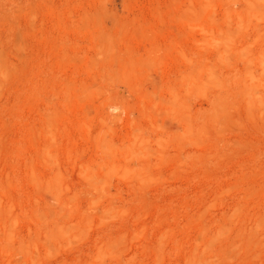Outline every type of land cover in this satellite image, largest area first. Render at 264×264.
Masks as SVG:
<instances>
[{
	"label": "rangeland",
	"instance_id": "obj_1",
	"mask_svg": "<svg viewBox=\"0 0 264 264\" xmlns=\"http://www.w3.org/2000/svg\"><path fill=\"white\" fill-rule=\"evenodd\" d=\"M0 264H264V0H0Z\"/></svg>",
	"mask_w": 264,
	"mask_h": 264
},
{
	"label": "bare ground",
	"instance_id": "obj_2",
	"mask_svg": "<svg viewBox=\"0 0 264 264\" xmlns=\"http://www.w3.org/2000/svg\"><path fill=\"white\" fill-rule=\"evenodd\" d=\"M192 18H193V17H192ZM187 23H188V22H187ZM189 23H190V22H189ZM189 23H188V24H189ZM194 24H195V23H194ZM191 28H192V27H191ZM192 29H193V28H192ZM196 71H197V70H196ZM198 71H199V70H198ZM196 73H197V72H196ZM184 75H185V74H184ZM197 75H198V74H197ZM180 76H181V75H180ZM185 76H186V75H185ZM188 76H189V75H188ZM198 76H199V75H198ZM183 77H184V76H183ZM186 78H187V77H186ZM193 78H194V77H193ZM196 78H197V80L199 79L198 77H196ZM182 80H183V79H182ZM193 80H194V79H193ZM188 81H189V79H187V82H188ZM187 82H186V83H187ZM114 89H115V88H114ZM113 91H114V90H113ZM121 91H122V90H121ZM121 91H120V93H121ZM115 92H116V91H115ZM117 92H118V90H117ZM120 93H118V94L120 95ZM119 95H118V96H119ZM116 96H117V95H116ZM116 109H117V107H116ZM118 112H119V111H118ZM118 112H117V113H118ZM120 112H121V111H120ZM112 116H113V115H112ZM120 116H121V115H120ZM115 117H116V116H114V118H115ZM117 117H118V116H117ZM117 117H116L115 119H117ZM118 119H119V118H118ZM180 120H181V119H180Z\"/></svg>",
	"mask_w": 264,
	"mask_h": 264
}]
</instances>
